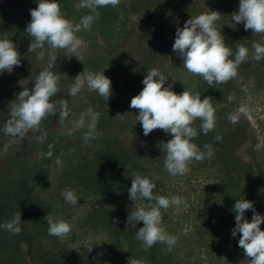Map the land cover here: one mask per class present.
<instances>
[{
  "label": "trees",
  "instance_id": "trees-1",
  "mask_svg": "<svg viewBox=\"0 0 264 264\" xmlns=\"http://www.w3.org/2000/svg\"><path fill=\"white\" fill-rule=\"evenodd\" d=\"M77 1L57 0L65 18L73 23H79L85 15L95 16L91 31L82 30L78 35L86 41L97 42L99 39L94 34L97 32L98 36H102V45L108 53L85 59L83 65L89 67L92 73L108 70L114 75L113 71H121L122 82L119 80L112 87L108 102L93 94L79 102L76 108L87 120H90L87 114L89 108L100 114L96 126L99 135L95 139L85 142L86 124L79 138L74 140L70 133L58 128V116L52 115L42 121L31 145V148L41 151L38 163L20 167L18 161H11L13 169L18 167V176L13 178L9 173L10 167L4 164L5 159L0 158V225L17 214L21 215L19 234L13 235L0 228V264H128L130 258L143 260L144 264H179L166 245L157 243L147 251L143 248L142 241L136 238L143 222L136 228L125 223L126 213L133 204L128 192L133 172L154 182L155 194L166 197V191L171 187L168 181L170 174L164 168L165 156L157 144L172 137L159 129L148 136L143 131L139 132L130 141L124 135L131 131L129 124L136 121L138 113V110L130 108L131 99L142 91V81L153 68L168 78L165 87L173 85L172 90L176 93L187 89L190 93H200L202 99L210 98L215 110V128L204 134L200 127L202 121L197 119L193 127L198 135L192 142L205 152L204 146L211 145L214 155L211 159L193 161L189 165V181L190 177L191 182L202 177L207 182L200 196L203 206L198 208L197 213L203 218L201 229L208 232L210 246L214 244L226 264L232 262L231 258L240 262L237 264L243 261L249 264L243 249L238 246L240 234L236 237L231 234L236 215L233 208L238 199H247L254 202L256 212L264 215V146L259 147L258 135L247 116L241 114L235 124L229 121V115L240 107L228 99L232 92H238V79L251 80L256 90L264 89V59L255 61L251 58L252 43L264 44V36L253 35L251 30L245 31L243 24L233 22L231 15L238 11L239 0H210L213 6L210 11L220 13L216 27L232 49L233 56L230 58L234 59L241 45L249 48V58L239 66L236 78L209 86L202 77L189 74L175 52L172 65L166 63L173 53L177 28L183 27L191 15L207 13L205 5L194 6V0H179V4L176 0H120L115 7L109 5L94 10H77ZM36 7L38 0H0V39L12 40L21 53V66L12 73H0V156L12 139L4 134L3 129L16 103V94L23 87H34L35 79L47 67L49 60L47 45L43 61L37 60L40 49L28 52L32 38L25 29L31 20L30 10ZM134 18L140 21L136 32L128 28ZM119 31L122 35H119L116 45L112 46L111 42L104 40V37H114ZM135 51H138V60ZM57 63L52 69L55 75L59 67ZM103 65H108V68L102 69ZM173 80L176 81L174 84ZM59 87L60 93L52 98L58 105L63 89L60 77ZM216 137L221 139L218 141ZM96 144L102 149L91 155L89 151ZM57 159L67 165V170L50 188L48 177ZM65 187L74 190L81 203L89 199V203L94 204L84 213L82 227L88 230L86 234L103 233L105 246L95 244V251L82 253L69 248L67 240L61 242L48 234L49 226L43 219L48 214L70 223L69 209L59 194ZM253 214L252 210H248L245 218L251 221ZM113 218H119V223L115 224ZM261 229L264 230V224H261ZM229 245L232 250L228 249Z\"/></svg>",
  "mask_w": 264,
  "mask_h": 264
},
{
  "label": "clouds",
  "instance_id": "clouds-1",
  "mask_svg": "<svg viewBox=\"0 0 264 264\" xmlns=\"http://www.w3.org/2000/svg\"><path fill=\"white\" fill-rule=\"evenodd\" d=\"M120 0H79L77 10L81 8L95 9L105 6H118ZM31 20L25 32L32 38L28 52L37 49L41 51L37 60L43 61L45 45L48 46L49 60L47 67L42 70L34 81V87L24 88L16 94V103L10 110V119L4 126V134L12 137L13 142L23 141L30 130H38L42 121L49 116H58V121L63 122L68 116L67 102L61 101L58 105L53 101L61 89L59 77L52 69L56 66L57 57L55 50L65 51L67 57L77 58L82 62L80 50L84 40L78 35L82 30L91 31L95 21L94 15H85L79 23H73L65 18L57 0H38V7L30 10ZM235 24H243L245 31L251 30L253 35L264 36V0H239L237 12L232 13ZM220 19L218 11L202 13L192 16L183 27L176 30L175 41L172 46L176 55L182 59L183 67L189 74L198 75L209 86L224 84L238 75L239 66L249 58V48L241 45L235 52L226 44L225 36L217 30L216 22ZM255 61L264 59V44L252 43V56ZM21 66V53L15 43L7 38L0 39V73H12ZM103 72L92 73L84 71L74 77V84L68 90V95L75 97L83 88L96 92L107 102L112 95L111 80ZM158 78V79H157ZM168 78L158 69L147 72L142 81V91L134 96L130 108L138 110L137 123H140L143 134L148 136L154 130H163L172 138L167 142H159L157 148L165 156L164 168L172 175H185L190 171L189 165L193 161L211 159L214 155L211 145H205L207 150L201 151L193 143L198 132L193 127L194 122L202 121L201 129L204 134L215 128V110L209 97L201 98L200 93H190L187 89L178 94L172 90L173 85L165 87ZM176 81L173 80V84ZM183 82V81H182ZM247 109L241 106L237 112L229 115L228 119L235 124L241 114H246ZM90 116L88 131L85 133V142L95 139L97 122L100 114L87 110ZM120 115V114H118ZM117 115V116H118ZM84 118L79 121V126H84ZM219 141L221 138L216 137ZM51 147V146H50ZM49 152L48 156L51 157ZM62 167V161H55ZM129 172V169L126 173ZM125 173V175H126ZM127 177V175H126ZM131 187L128 189L129 199L133 202L125 223L136 228L143 222L136 232V238L142 241L143 248L147 251L157 243L166 245L171 251L177 243L175 236L168 234L162 227L163 217L161 209L167 211L174 208L180 211V206L185 201L178 196L171 198L155 194L156 184L148 177L139 173L131 174ZM65 202L75 206L79 200L74 190H65L61 193ZM143 201L149 203L144 204ZM155 201V203H152ZM59 207V204H57ZM248 210L253 211L251 221L245 218ZM233 211L235 227L232 236L240 234L238 246L243 249L249 264H264V215L255 211L254 202L247 199H238ZM48 224V234L57 237L61 242L73 233V226L65 220L58 219L51 214L43 218ZM114 223H119V218H113ZM21 215L17 214L10 221L0 225V228L13 235L21 232ZM92 248L87 250L90 252ZM128 264H144L143 260L130 258Z\"/></svg>",
  "mask_w": 264,
  "mask_h": 264
},
{
  "label": "rangeland",
  "instance_id": "rangeland-1",
  "mask_svg": "<svg viewBox=\"0 0 264 264\" xmlns=\"http://www.w3.org/2000/svg\"><path fill=\"white\" fill-rule=\"evenodd\" d=\"M176 1L178 4L180 3L178 2L179 0ZM78 2L79 0L76 2V5L78 4ZM198 4L205 5L208 8L207 12H211L210 10L213 9L210 0H194L193 5L196 6ZM132 20L133 21L130 25H128V28L136 32L138 27L140 26V21L138 22V19L136 18ZM94 34H97L96 36L98 37L99 41L92 42L83 39L85 43L80 50L82 61L94 56H106L108 54L105 47L102 45V36H98L99 34L97 32H95ZM123 34L125 35L126 33ZM119 35H122L120 31L114 37H104V40H108L113 46L116 45ZM135 39L134 41H136ZM134 47L136 48L137 45H134ZM134 53L136 59L138 60V51H135ZM56 54V57L58 59V63H56L59 66L57 70L59 72L57 71L55 73L62 79L63 86L60 102H67V110L69 113L63 122H59L58 128L65 130L68 134L70 133L69 135L74 140H77L79 138L80 131L83 127L79 126V121L83 117L85 121V126L86 124H88L89 120H87L85 115H83L81 112H77L76 108L79 102L97 93L89 91L87 87H85L75 97H73L68 95V90L74 84L73 78L76 77L78 74L82 73L85 68L89 72L92 71L89 70V67L84 66L83 62L79 61L77 58V60L72 58L69 59L65 51L58 50ZM175 56L176 55L173 51L171 56L166 59V63L170 64L172 61H174ZM113 60L114 58H112V61ZM108 64L111 65L112 63ZM165 67L167 66L165 65ZM101 68L107 69L108 65H103L101 66ZM104 74L108 78H110L112 82L111 87H114L117 84V81L122 80L121 71L115 70L113 71L114 75H112L107 70ZM238 77H240V74ZM236 83H238V92H232L228 100L234 101V104H236V106H243L247 109L246 114L243 115L247 116L251 121V124L258 135L259 147H263L264 89L256 90L254 88V83H251V80L243 81L241 79H238V82ZM129 128L131 129V131L124 133L126 139H128L129 141L131 138H135L136 136H138L139 132L143 131L141 124L137 123V121L135 120H133L129 124ZM36 132L37 130H30L23 139V141L20 142H13V139H10L8 141L6 150L4 154L0 156V158L5 159L6 162L4 164L10 167L9 173L11 177L16 178L18 176V167L13 169L12 165L10 164L11 161H18L21 167L23 164L33 166V164L38 163L41 160V151L39 149L31 148V145L36 137ZM101 149L102 147L99 144H96L91 147V150L89 152L91 155L92 153L94 155L98 153ZM66 170L67 165H65L64 163H62V167L56 165L51 169V175L48 177L50 188L56 185V183L58 182L60 177L66 172ZM189 176L190 174L188 173L182 176L170 175L168 179L169 185L171 184V187L168 188L169 190L166 191V197L171 198L173 196H178L185 201V203L180 206L179 212L175 211L174 208H169L167 211L161 209L163 217L162 227L168 234L175 236L177 239V243L170 252L175 255V257L177 258V263L179 262V264H226L222 259L221 253L217 251L214 244L210 246V239L207 236L208 232L206 230L201 229L203 218H200V214L197 213L198 208L203 206V203H201L200 196L201 194H203L202 192L206 189L207 182L202 177L194 179L191 182L192 177H190L189 181ZM65 190L69 189L67 187L62 188V190L59 191V194H61ZM89 202V199L84 201V203H81V201L79 200V202L75 206L70 205L66 202V207L67 209H69L68 212L70 214V223L73 226V233L69 238L65 239L64 242L67 240L66 244L69 248L79 250L82 253L88 251L87 249L92 247V251H95V244H97V246L99 247H103L105 246L104 243H106V240L103 239V233L94 234L92 232H88L86 234L85 232L88 230L82 227L81 220L84 213L87 211V208L94 205ZM128 215L129 212L126 213V220ZM90 245L92 246L89 247ZM231 247L232 246L229 245L228 249L232 250ZM227 256L229 255L227 254ZM231 259L232 262L228 264L240 263L234 258ZM241 264H245V262L243 261L241 262Z\"/></svg>",
  "mask_w": 264,
  "mask_h": 264
}]
</instances>
